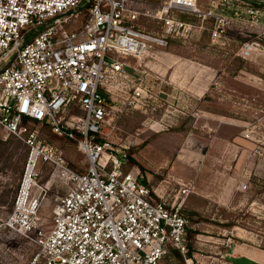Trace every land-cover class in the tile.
Returning <instances> with one entry per match:
<instances>
[{"label":"built area","instance_id":"2783aa9c","mask_svg":"<svg viewBox=\"0 0 264 264\" xmlns=\"http://www.w3.org/2000/svg\"><path fill=\"white\" fill-rule=\"evenodd\" d=\"M241 2L252 15L259 12L255 5H264V0ZM129 4L0 0V128L29 149L13 210L0 227L35 243L30 264H160L174 251L188 254L191 225L184 201L189 189L165 199L128 169L129 147L117 145L105 130L110 116L106 95L110 82L125 71L121 55L141 59L149 44L163 47L191 34L195 24L179 12L203 21L216 15L212 9L202 11L198 0H169L156 13ZM141 14L157 18L161 31L137 27ZM216 19L213 38L226 31L225 17ZM254 48L244 43L241 55L248 57ZM141 92L136 90L133 98ZM31 123H46L74 141L86 170L70 167L57 148L39 139ZM45 164L51 168L48 183L67 186L49 230L41 228L39 214L44 191L39 171ZM186 262L194 264L191 258Z\"/></svg>","mask_w":264,"mask_h":264},{"label":"rangeland","instance_id":"374dc122","mask_svg":"<svg viewBox=\"0 0 264 264\" xmlns=\"http://www.w3.org/2000/svg\"><path fill=\"white\" fill-rule=\"evenodd\" d=\"M241 1L198 0L202 11L225 17L221 37L211 36L216 16L203 21L179 12L195 24L191 34L163 47L149 44L141 59L121 55L125 71L110 82L105 130L117 145L132 149L128 169L165 199L189 189L188 254L174 251L160 264H187L188 258L194 264H251L243 258L264 263V5H255L259 12L252 15ZM168 2L129 0V6L156 13ZM134 24L152 33L162 28L157 18L142 14ZM246 42L255 48L243 57ZM29 126L70 167L86 170L74 141L46 123ZM28 151L0 128V223L13 210ZM50 173L49 165L41 166L43 230L50 229L54 207L67 190L62 181L48 183ZM37 250L30 239L0 227V264H30Z\"/></svg>","mask_w":264,"mask_h":264},{"label":"crops","instance_id":"0c3cea01","mask_svg":"<svg viewBox=\"0 0 264 264\" xmlns=\"http://www.w3.org/2000/svg\"><path fill=\"white\" fill-rule=\"evenodd\" d=\"M261 251V250H260ZM256 253V257H259V258H261L262 257V255H260L259 253H258V250L257 251H255ZM243 260H246L247 262H249V263H251V264H264V263H261V261H258V260H256V261H251V260H249V259H246V258H243ZM246 262H243L242 264H245ZM246 264H248V263H246Z\"/></svg>","mask_w":264,"mask_h":264},{"label":"trees","instance_id":"16d2710c","mask_svg":"<svg viewBox=\"0 0 264 264\" xmlns=\"http://www.w3.org/2000/svg\"><path fill=\"white\" fill-rule=\"evenodd\" d=\"M131 153H132V149L130 148V149H128L129 160L132 159V157H131ZM175 254H176L177 256H180V257H181V255H180L179 252H175Z\"/></svg>","mask_w":264,"mask_h":264}]
</instances>
